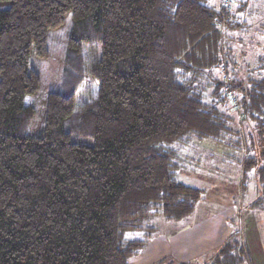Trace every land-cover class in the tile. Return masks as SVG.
I'll list each match as a JSON object with an SVG mask.
<instances>
[{
    "label": "trees",
    "instance_id": "obj_1",
    "mask_svg": "<svg viewBox=\"0 0 264 264\" xmlns=\"http://www.w3.org/2000/svg\"><path fill=\"white\" fill-rule=\"evenodd\" d=\"M231 1L0 0V264H131L154 215L193 212L202 190L177 178L178 153L203 141L239 154L247 210L264 214V24L246 23L258 0ZM67 14L33 134L32 61ZM86 72L96 93L77 107ZM233 232L207 264L244 260Z\"/></svg>",
    "mask_w": 264,
    "mask_h": 264
},
{
    "label": "rangeland",
    "instance_id": "obj_2",
    "mask_svg": "<svg viewBox=\"0 0 264 264\" xmlns=\"http://www.w3.org/2000/svg\"><path fill=\"white\" fill-rule=\"evenodd\" d=\"M220 1L221 0H211V3L218 6ZM223 1L225 2V0ZM238 1L240 0H233V2L231 1L229 4L232 6L233 3V5L236 6V2L238 3ZM261 1L262 0H258L256 3L254 2L255 7H252L255 10H253L252 16L254 18L247 20L246 23L255 22L258 27L261 26L260 24H264V1ZM261 21L263 23H261ZM70 28L71 18L70 14H67L64 23L60 27L50 30L49 32V37L46 42L47 48L49 49L48 57L43 60L33 59L32 61L33 66L39 71L41 77L39 90L34 95L25 98V102L32 105L36 112V124L31 128L33 134L38 131L48 91L54 89L58 85L59 74L64 60L65 44ZM254 30L250 28L246 34L239 32L236 33L235 36L237 38L242 37L243 40L247 42V39L254 35L252 34ZM255 39L259 41L260 35L257 34ZM235 46L238 47L239 44L235 43ZM255 50L258 51V46H255ZM237 52H239V50ZM250 53L251 52L248 51V55ZM95 93L96 80L89 72H86L82 83L76 90L75 105L78 107L92 100ZM235 112H233V115H235ZM178 156L180 157L181 166L180 169L177 170V178L186 184L200 188L202 194L193 212L186 218L176 221L167 220L161 215H154L147 222L148 225L153 226L152 231L154 232H152L150 236V238L152 237L151 240L158 237L166 239L172 232L179 230L178 228L194 225L204 219H218V217L226 211L230 213L228 214V221L231 222L230 226L236 227L235 229L239 228L240 218L246 212L245 209H247V202L253 198L255 192V182L251 179L247 188V194L242 195L241 193V177L243 175V170L242 164H240L239 154L236 152L233 153V151L229 152L224 146L211 141H203L182 148ZM253 214L257 228L264 239V214L258 211L253 212ZM206 222L207 224L209 223L208 220ZM206 222L204 220L202 223L198 224L201 233H205L207 229ZM202 225H204V227ZM145 247H147L146 250ZM145 247L138 255L132 256L129 259L131 264H151L163 258L165 261L161 264H168L169 262L177 264V261L170 255H165L146 263V260L151 256L149 254L150 251L152 252L153 250L148 244H146ZM158 252L159 250H157L155 254ZM198 261L192 260L190 264H201V256ZM207 263L208 262L205 264Z\"/></svg>",
    "mask_w": 264,
    "mask_h": 264
},
{
    "label": "crops",
    "instance_id": "obj_3",
    "mask_svg": "<svg viewBox=\"0 0 264 264\" xmlns=\"http://www.w3.org/2000/svg\"><path fill=\"white\" fill-rule=\"evenodd\" d=\"M245 210L246 212L240 218V227L238 228L245 253L244 260L240 264H264V239L257 228L253 212ZM228 214L230 213L226 211L218 219H204L205 222L208 220V224H210L208 225L206 222L205 233H201L198 228V224L204 221L201 220L194 225L178 228L179 230L172 232L166 239L158 237L151 240V237V241L149 240L147 244L153 251H150L151 256L148 258L149 260H146V263L165 255H170L177 262L198 261L200 256L201 264L209 262L234 234L233 231L236 227L230 226ZM202 226L204 227V225ZM146 249L147 247H145ZM157 250L159 252L155 254Z\"/></svg>",
    "mask_w": 264,
    "mask_h": 264
}]
</instances>
